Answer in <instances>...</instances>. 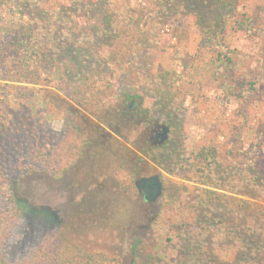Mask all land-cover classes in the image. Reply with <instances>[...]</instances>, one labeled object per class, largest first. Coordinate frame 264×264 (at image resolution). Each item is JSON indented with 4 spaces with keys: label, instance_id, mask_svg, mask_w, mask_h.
I'll return each instance as SVG.
<instances>
[{
    "label": "trees",
    "instance_id": "1",
    "mask_svg": "<svg viewBox=\"0 0 264 264\" xmlns=\"http://www.w3.org/2000/svg\"><path fill=\"white\" fill-rule=\"evenodd\" d=\"M248 1L123 0L118 6L112 0H47L42 6L40 0H21L24 16L33 11L24 18L15 19L12 13L4 17L0 38L9 34L14 22L18 26L12 31L19 30L21 39L12 41L8 70L3 72L4 80L10 82L4 86L11 106L0 111L4 121L0 122V144L4 143L10 154L21 147L18 143L22 141L16 139L21 125L13 115L24 109V167L3 172L0 179V199L6 205L0 212V264H118V257L94 250L62 229L37 243L19 261H10L3 251L8 229L23 216L34 214L16 192L23 173L26 177L48 164L49 171L61 178L86 150V138L82 137L46 142L37 124L49 121L52 114L39 109L38 89L19 83L37 84L46 75L68 85L70 97L77 102H88L92 97L97 101L99 92H93L96 88H90L88 79L105 69L111 74L119 71L128 81L124 87L120 81L121 90L114 92L121 102L115 114L123 125L127 124L132 100L143 99V92L131 80H147V99L152 105L142 111L161 113L172 131L161 143L146 140L147 152L154 154L162 169L172 174L184 170L201 185L195 188L196 198L185 210L193 216L191 232L185 223L184 234L168 232L165 241L180 244L178 262L264 264V0ZM176 6L184 8L181 11L191 18L200 37L192 44L193 52L187 50L190 40L183 43L178 70L157 72L148 79L142 67L143 53L138 49L136 57L131 49L149 48L147 41H152L165 15ZM237 33L258 42L255 53L233 45ZM201 70L219 89L220 106L235 102L234 115L243 119L230 133L226 155L219 150L221 144L198 142L181 127L190 93L186 86L195 85ZM136 110L139 112L141 105ZM175 129L178 131L173 133ZM141 242L137 239L133 247L134 264L164 261L159 249L145 257ZM217 250L231 254V258L224 259Z\"/></svg>",
    "mask_w": 264,
    "mask_h": 264
},
{
    "label": "rangeland",
    "instance_id": "2",
    "mask_svg": "<svg viewBox=\"0 0 264 264\" xmlns=\"http://www.w3.org/2000/svg\"><path fill=\"white\" fill-rule=\"evenodd\" d=\"M20 1L0 0V24L8 13H12L16 19L19 16L24 18L33 11H26L24 16V10L20 12L21 7L24 8ZM43 1L46 3L47 0H40L42 6L45 5ZM59 1L62 0H53ZM112 1L119 6L123 0ZM248 2L251 3V0ZM181 10L184 8L176 6L165 15V22L155 31L152 41H147L149 48L136 46V50L131 49L136 57L140 55L138 49L143 53L142 67L148 79L157 72L178 70L179 52L185 49L182 46L187 40L191 42L187 50L194 51L192 44L200 36L191 18ZM12 25L9 34L0 38V97L4 99L0 100V111L11 106L4 86L10 82L4 80L3 72L8 70L12 41L21 39L19 30L12 31L18 25L14 22ZM168 26H172V29ZM233 39V45L239 50L255 53L258 42L254 39L243 33L235 34ZM103 54L108 56L107 50H103ZM201 72L196 77L195 85L186 86L190 93L187 95L181 127L185 133L193 134L198 142L214 140L221 144L219 150L226 155L230 133L234 125L242 123L243 119L234 115L237 109L235 102L220 106L222 99L219 89L207 73ZM120 81L122 87L128 83L122 79L119 71L111 74L105 69L103 73L92 75L88 84L90 88H96L92 91L99 92L100 97L97 101L96 97H92L84 103L70 97L71 91L64 82L46 75L37 84L31 81L19 83L23 87L38 89L41 96L39 109L52 114L49 121L36 123L38 131L45 134L44 140L52 144L51 140L57 138L82 137L86 138V150L61 178H56V173L49 171L48 164L26 177L23 173L16 184V192L23 202L30 205L34 214L23 216L8 229L3 251L10 261L23 259L37 243L50 237L57 229H62L69 237L80 240L86 246L118 257V264H134L133 247L137 239L142 241L145 257L159 249L164 258V261L157 259L154 263L142 264H180V244L176 240L165 241L168 232L184 234L185 223L188 225L187 232H191L193 216L185 213V210L196 198L195 188L201 185L192 181L184 170L172 174L162 169L154 154L147 152V141L156 144L149 140L154 124L168 127L166 140L172 132L161 113L154 111L148 115L142 111L149 110L152 105L151 99H147V80H131V84L143 92V99L132 100L126 125L117 120L115 112L121 102L114 92L119 88L121 90ZM140 105L138 112L136 109ZM16 112L18 116L13 115V118L21 125L20 134L16 137L17 141H22L18 143L21 147L10 154L4 143L0 144V179L3 172L11 173L24 167V109ZM0 122L4 123L1 118ZM175 131L178 130L175 129L173 133ZM155 174L161 178L163 194L150 205L138 194L135 179ZM179 182H184L186 186ZM5 207V200L0 199V212ZM217 253L224 259L231 258V254H224L220 250Z\"/></svg>",
    "mask_w": 264,
    "mask_h": 264
},
{
    "label": "water",
    "instance_id": "3",
    "mask_svg": "<svg viewBox=\"0 0 264 264\" xmlns=\"http://www.w3.org/2000/svg\"><path fill=\"white\" fill-rule=\"evenodd\" d=\"M161 127L163 136L160 139V143L167 137L168 127L164 124L158 125ZM135 187L138 194L149 203L156 202L163 194V184L158 174L151 176H141L135 179Z\"/></svg>",
    "mask_w": 264,
    "mask_h": 264
},
{
    "label": "flooded vegetation",
    "instance_id": "4",
    "mask_svg": "<svg viewBox=\"0 0 264 264\" xmlns=\"http://www.w3.org/2000/svg\"><path fill=\"white\" fill-rule=\"evenodd\" d=\"M158 125H160V124H154V126L150 130V134H152V135L149 138V140H153L152 141L153 143H157L162 138V136H163L162 129ZM144 202L145 203H148L150 205H152V204L155 203V202L149 203V202H146V201H144Z\"/></svg>",
    "mask_w": 264,
    "mask_h": 264
}]
</instances>
